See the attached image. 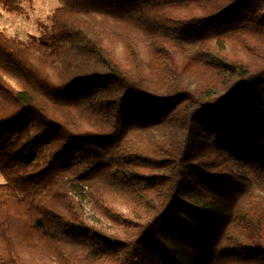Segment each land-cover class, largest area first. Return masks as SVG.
<instances>
[{"label": "trees", "instance_id": "16d2710c", "mask_svg": "<svg viewBox=\"0 0 264 264\" xmlns=\"http://www.w3.org/2000/svg\"><path fill=\"white\" fill-rule=\"evenodd\" d=\"M48 19L0 27V264H264V0Z\"/></svg>", "mask_w": 264, "mask_h": 264}, {"label": "rangeland", "instance_id": "374dc122", "mask_svg": "<svg viewBox=\"0 0 264 264\" xmlns=\"http://www.w3.org/2000/svg\"><path fill=\"white\" fill-rule=\"evenodd\" d=\"M25 12H8L0 7V27L12 35L29 38L38 34V22H48V16L57 7L62 5V0H29L24 2ZM2 177H0V181ZM86 210V217L95 226H102L109 232H117L110 221L98 215L85 196H81Z\"/></svg>", "mask_w": 264, "mask_h": 264}]
</instances>
